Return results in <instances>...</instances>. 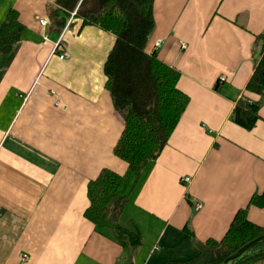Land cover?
Masks as SVG:
<instances>
[{
    "label": "crops",
    "instance_id": "0c3cea01",
    "mask_svg": "<svg viewBox=\"0 0 264 264\" xmlns=\"http://www.w3.org/2000/svg\"><path fill=\"white\" fill-rule=\"evenodd\" d=\"M55 2L0 0V26L11 9L24 26L23 40L0 55V264L194 260L198 243L221 241L264 192V105L251 131L231 120L238 100L261 99L246 87L260 58L264 0H155L147 50L164 42L157 55L180 72L190 101L139 174L114 155L124 121L103 68L115 37L80 20L55 32L47 8ZM103 169L123 175L119 194L129 202L120 224L140 232L134 249L85 218L88 184ZM248 219L264 229V208L249 206Z\"/></svg>",
    "mask_w": 264,
    "mask_h": 264
},
{
    "label": "trees",
    "instance_id": "16d2710c",
    "mask_svg": "<svg viewBox=\"0 0 264 264\" xmlns=\"http://www.w3.org/2000/svg\"><path fill=\"white\" fill-rule=\"evenodd\" d=\"M155 0H56L48 5L52 29L61 34L74 20L81 27L94 26L115 37L113 48L104 64V75L116 112L124 129L114 155L128 171L139 174L156 161L175 131L190 98L178 87L181 74L162 62L157 52H148L155 29ZM69 23V24H68ZM24 26L19 14L11 9L0 26V55L9 54L23 40ZM258 62L246 91L261 97L259 101L241 98L236 102L231 120L251 131L260 120L264 105V32L256 36ZM215 89H220L217 83ZM123 175L103 169L88 184L90 202L85 218L97 230L111 228L115 239L125 249L142 244L137 228L128 230L120 218L129 202L119 194ZM264 208V192L255 194L249 206ZM248 206V207H249ZM248 207L237 212L221 241L198 243L200 254L189 262L166 264H224L225 260L253 240L264 236V229L248 219ZM229 264H264V241Z\"/></svg>",
    "mask_w": 264,
    "mask_h": 264
},
{
    "label": "built area",
    "instance_id": "2783aa9c",
    "mask_svg": "<svg viewBox=\"0 0 264 264\" xmlns=\"http://www.w3.org/2000/svg\"><path fill=\"white\" fill-rule=\"evenodd\" d=\"M39 25H40L41 27H47V21L44 20V19H41V20H39ZM163 44H164L163 41H158V42H156V43H155V48H154L153 51H154V52H157V51L163 46ZM183 48H185V46H183ZM58 51H61L60 54H59V59H60V60H66V59L68 58L67 53L64 52V51L62 50V46H61L60 43H58V44L56 45V47H55V54H56ZM223 81H224V79L221 80V82H223ZM190 181H191V178H183V180H182V182H183V183H186V184H187V183H190ZM195 208H196V210L201 209V204H200V203H197V204L195 205ZM25 259H26V257H25Z\"/></svg>",
    "mask_w": 264,
    "mask_h": 264
},
{
    "label": "water",
    "instance_id": "95a60500",
    "mask_svg": "<svg viewBox=\"0 0 264 264\" xmlns=\"http://www.w3.org/2000/svg\"><path fill=\"white\" fill-rule=\"evenodd\" d=\"M262 241H264V236H261V237L255 239V240H253L252 242L248 243L247 245H245L244 247H242L240 250H238L235 254H233L232 256H230L229 258H227L225 260L224 264H229L231 262L236 261L243 254H245L246 252H248L250 249H252L253 247H255L257 244H259Z\"/></svg>",
    "mask_w": 264,
    "mask_h": 264
}]
</instances>
